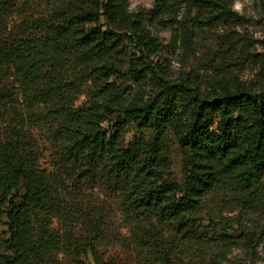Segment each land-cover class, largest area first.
Masks as SVG:
<instances>
[{
	"label": "trees",
	"instance_id": "16d2710c",
	"mask_svg": "<svg viewBox=\"0 0 264 264\" xmlns=\"http://www.w3.org/2000/svg\"><path fill=\"white\" fill-rule=\"evenodd\" d=\"M157 1L200 10L208 0ZM127 6V0H0V226L6 217L10 233L0 238L1 264H220L242 242L202 208L217 188L249 204L263 194L264 83L258 91L222 84L211 93L167 83L150 101L138 92L129 101L127 83L143 84L152 70L126 44L129 33L151 38ZM90 81L96 96L76 107L75 93ZM131 121L138 132L127 136L123 127ZM42 124L66 142L63 156L80 174L93 180L106 172L122 185L124 244L135 260L99 249L108 238L104 206L80 211L87 236L52 226L62 205L60 183L40 164L35 129ZM143 129L154 135L147 138ZM169 129L192 153L183 183L170 169Z\"/></svg>",
	"mask_w": 264,
	"mask_h": 264
},
{
	"label": "rangeland",
	"instance_id": "374dc122",
	"mask_svg": "<svg viewBox=\"0 0 264 264\" xmlns=\"http://www.w3.org/2000/svg\"><path fill=\"white\" fill-rule=\"evenodd\" d=\"M127 4L130 18L138 21L151 38L140 40L138 34L129 33L131 38H127L126 44L142 55L152 70L143 84L127 83L133 87L129 101L136 92L150 101L167 83L197 86L204 93L220 90L222 84L233 88L243 85L252 91L261 88L264 83V0H208L200 10L189 9L182 2L171 7L157 0H127ZM67 70L70 72L72 68L68 66ZM122 81L119 80V84ZM91 85L90 81L78 88L76 107L90 106L92 97L96 96ZM116 117L117 114L108 118L106 124L110 125ZM124 126L129 130L127 136L138 132L134 121L125 122ZM51 127L42 124L35 129V136L42 168L59 175L62 205L59 213L51 217L52 226L61 231L72 230L77 237L87 236L89 229L79 217L80 211L104 206L102 229L108 238L99 249H113L118 256L116 260H135L124 244L129 232L123 223L118 199L124 194L122 185L115 177L106 176V172L93 180L80 174L79 165L66 155L64 158L66 142L56 140ZM140 134L147 138L154 135L145 129ZM166 136L173 178L183 183L184 168L191 161L192 153L179 143L172 129ZM24 193L21 185L16 201H21ZM202 214L217 223L219 230L242 240L240 245L227 249V256L220 264H264V180L262 196L259 200L251 199L250 204L229 191L215 189L205 199ZM7 221L5 217V223L0 226L2 242L10 237ZM0 252H5L2 244Z\"/></svg>",
	"mask_w": 264,
	"mask_h": 264
}]
</instances>
